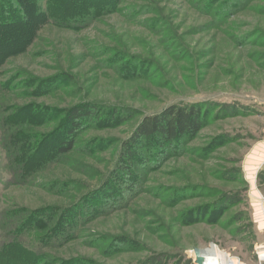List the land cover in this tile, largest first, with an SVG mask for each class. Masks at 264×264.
<instances>
[{
    "label": "rangeland",
    "instance_id": "374dc122",
    "mask_svg": "<svg viewBox=\"0 0 264 264\" xmlns=\"http://www.w3.org/2000/svg\"><path fill=\"white\" fill-rule=\"evenodd\" d=\"M198 105L197 130L120 170L145 118ZM2 244L9 264H196L211 245L258 264L264 0H0Z\"/></svg>",
    "mask_w": 264,
    "mask_h": 264
},
{
    "label": "trees",
    "instance_id": "16d2710c",
    "mask_svg": "<svg viewBox=\"0 0 264 264\" xmlns=\"http://www.w3.org/2000/svg\"><path fill=\"white\" fill-rule=\"evenodd\" d=\"M195 109L197 110L195 111ZM201 109L202 107L199 105L197 107L190 106V108L171 106L160 115L145 118L138 126V130L133 139L129 142V145L126 144V150L124 156H122V162L125 163V165H120V170H124L126 172L130 170L126 163L128 162V159L134 156L131 146L139 145L145 140L153 142L154 140L160 139L163 146L168 145L170 147L176 138L193 131L192 127L197 130L201 125L198 122L200 119L198 113ZM95 114V109H90V111L87 110L85 113L84 111L78 110L77 112L70 114L68 118V126L71 127V131L69 130V133H75L81 127L79 126V121H81V119H86L88 116L91 117ZM84 115H86V117ZM62 147L61 151L63 153L68 152L71 148L70 145H62ZM166 152L169 153V151ZM6 244H2L0 247V261H2L3 264H9L10 262V252L6 253V257H1V254H3L6 250H3ZM19 254L23 255L22 253Z\"/></svg>",
    "mask_w": 264,
    "mask_h": 264
},
{
    "label": "bare ground",
    "instance_id": "6f19581e",
    "mask_svg": "<svg viewBox=\"0 0 264 264\" xmlns=\"http://www.w3.org/2000/svg\"><path fill=\"white\" fill-rule=\"evenodd\" d=\"M200 250L202 251L196 252V250H192L191 255L196 258L205 257L204 264H242L239 260L229 257L222 251L218 250L215 245Z\"/></svg>",
    "mask_w": 264,
    "mask_h": 264
},
{
    "label": "built area",
    "instance_id": "2783aa9c",
    "mask_svg": "<svg viewBox=\"0 0 264 264\" xmlns=\"http://www.w3.org/2000/svg\"><path fill=\"white\" fill-rule=\"evenodd\" d=\"M257 251L258 264H264V246L257 247Z\"/></svg>",
    "mask_w": 264,
    "mask_h": 264
},
{
    "label": "water",
    "instance_id": "95a60500",
    "mask_svg": "<svg viewBox=\"0 0 264 264\" xmlns=\"http://www.w3.org/2000/svg\"><path fill=\"white\" fill-rule=\"evenodd\" d=\"M195 250H196V252L202 251V250H200V249H198V248H196ZM204 262H205V257H199V258H197V260H196V263H197V264H204Z\"/></svg>",
    "mask_w": 264,
    "mask_h": 264
}]
</instances>
